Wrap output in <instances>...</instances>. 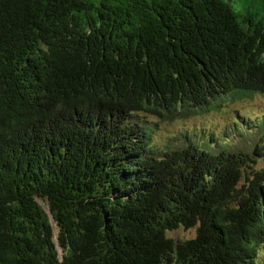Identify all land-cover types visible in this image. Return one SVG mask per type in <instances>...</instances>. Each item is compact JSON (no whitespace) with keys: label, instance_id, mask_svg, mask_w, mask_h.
I'll list each match as a JSON object with an SVG mask.
<instances>
[{"label":"trees","instance_id":"obj_1","mask_svg":"<svg viewBox=\"0 0 264 264\" xmlns=\"http://www.w3.org/2000/svg\"><path fill=\"white\" fill-rule=\"evenodd\" d=\"M259 95L264 0H0V264H258L264 113L154 134Z\"/></svg>","mask_w":264,"mask_h":264},{"label":"rangeland","instance_id":"obj_2","mask_svg":"<svg viewBox=\"0 0 264 264\" xmlns=\"http://www.w3.org/2000/svg\"><path fill=\"white\" fill-rule=\"evenodd\" d=\"M225 105V106H224ZM234 111L243 114H251L253 116H261L264 113V96H256L251 100H243L237 103L227 105L223 104L218 108L211 109L207 114L196 116L188 120H178L174 123L171 122H160L162 125L158 126V130L154 134V144L157 147H163L169 142H175L181 137L183 133H194L196 130H201L202 127L204 130H212L218 132L223 129L233 118ZM242 133L248 132V125L246 123H241ZM245 124V125H244ZM256 127L264 129V119L261 117L258 120ZM241 129V128H240ZM208 133V131H206ZM200 142L202 141V135L197 134L193 136ZM39 203L45 208L48 209V204L45 201L38 200ZM55 227V240L57 241L58 237V228ZM196 235V229L190 230H177L170 233V238L174 239L177 242H182L194 238ZM60 254L62 255V250L60 249ZM258 264H264V250L260 253Z\"/></svg>","mask_w":264,"mask_h":264}]
</instances>
